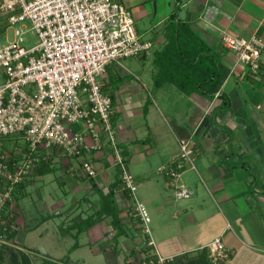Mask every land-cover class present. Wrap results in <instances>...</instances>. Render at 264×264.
<instances>
[{
  "label": "crops",
  "instance_id": "1",
  "mask_svg": "<svg viewBox=\"0 0 264 264\" xmlns=\"http://www.w3.org/2000/svg\"><path fill=\"white\" fill-rule=\"evenodd\" d=\"M115 1L124 4L136 20L152 24L150 35L147 31L139 33L135 26L141 40L153 43L151 55L127 59L122 67L111 64L101 77L103 92L114 95L113 125L125 163L131 159L138 167L135 177L141 194L137 201L147 214L149 234L134 217L120 182L114 191L124 234L114 239L116 231L109 219L94 225L86 232L92 243L101 242L102 247L94 249L93 254L104 253L108 264H116L119 257L126 263L139 264L144 258L140 250L149 238L161 256L173 258L221 237L229 252V259L222 264H264V55L258 74L252 75L221 43L224 33L264 42V0ZM173 16L188 24L229 69L213 97L201 92L182 94L168 82L154 86V54L166 44L167 25ZM179 139L191 142L195 170L186 168L176 182L190 189L191 196L176 200L159 169L176 161ZM85 156L96 169L97 178L93 180L106 193L120 180L115 174L109 176L114 167L110 149L104 146ZM57 162L63 171H73L71 160ZM87 182L81 184L86 183L94 194L92 184ZM92 206L97 210V202ZM74 211L69 209L70 213ZM71 225L67 229L62 225L64 234L74 235L69 231ZM40 226L28 232H38Z\"/></svg>",
  "mask_w": 264,
  "mask_h": 264
},
{
  "label": "built area",
  "instance_id": "2",
  "mask_svg": "<svg viewBox=\"0 0 264 264\" xmlns=\"http://www.w3.org/2000/svg\"><path fill=\"white\" fill-rule=\"evenodd\" d=\"M0 13L14 28V39L0 45V243L6 240V228L1 229L3 214L14 208L18 186L28 185L40 165L79 160L80 175L95 180L96 169L85 153L104 146L119 171L121 189L134 202V217L148 235L147 214L136 199L137 181L127 169L112 122L111 99L103 92L101 77L111 64L122 67L127 59L150 56L153 43L137 36L130 10L115 0H0ZM30 31L36 42L25 47ZM221 43L252 75L258 74L264 55L261 39L244 40L224 33ZM15 136L23 145L5 150L4 141ZM178 147L173 165L159 172L168 179L174 197L181 200L192 191L176 182L186 168L195 170V159L188 139H179ZM146 245L155 260L142 264L171 261L157 252L150 238ZM204 251L210 264L229 259L221 237L193 253Z\"/></svg>",
  "mask_w": 264,
  "mask_h": 264
},
{
  "label": "rangeland",
  "instance_id": "3",
  "mask_svg": "<svg viewBox=\"0 0 264 264\" xmlns=\"http://www.w3.org/2000/svg\"><path fill=\"white\" fill-rule=\"evenodd\" d=\"M134 17L133 15L139 33L147 31L150 35L153 32L151 22L136 20V17ZM25 25L30 28L29 24L26 23ZM13 31L14 28L7 24L6 17L0 13V45H5L14 39ZM25 39V47H30L36 42V37L31 31L25 35ZM1 81L2 78L0 77ZM173 87L178 92L185 94L176 86ZM21 145H23L22 140H18L16 136L4 141V149L7 151L13 146ZM71 163L75 171L65 172L60 162H54L52 164L55 168L54 171L45 175H34L25 189L13 199L14 208L7 212V222H5V219L4 226L1 229L9 227L4 235L7 237L10 231H14L16 236L12 241L6 239L5 242L0 243V264H13L12 259L18 253L26 254L30 258L31 264H39L43 258H48L60 264H108V257L104 253L93 254L94 249H101V242L92 243L87 232H83L77 238H74L72 234H64L63 229L59 227L62 224L67 229L72 221L82 220L92 214L94 212L92 205L98 199L96 192L91 194V189L85 187L86 183L81 184L82 181H88L89 184L91 182L88 179L81 180L78 178L80 174L77 167L81 163L77 164L75 159H71ZM126 165L136 180L137 165L131 159L129 164ZM118 172L117 168L113 167L109 171V176L113 177L115 174L120 177ZM156 177L162 178L159 174H156ZM163 177L166 179V176L163 175ZM166 182H168V179H166ZM137 185L136 197L139 200L141 187L138 189ZM10 204L11 202L8 203V205ZM129 206L134 209L132 199L129 201ZM71 208L75 210L72 213L69 212ZM47 216L51 217L48 221L41 223L42 218ZM39 223L41 226L38 232H28V229ZM149 227L151 228L150 224ZM104 229L105 226L102 225V230ZM71 231L75 233V229ZM39 232H42L41 235ZM75 244H78L77 247L71 251ZM183 254L190 256L193 251H186ZM116 264H126V262L122 257H119ZM134 264H138V261Z\"/></svg>",
  "mask_w": 264,
  "mask_h": 264
},
{
  "label": "trees",
  "instance_id": "4",
  "mask_svg": "<svg viewBox=\"0 0 264 264\" xmlns=\"http://www.w3.org/2000/svg\"><path fill=\"white\" fill-rule=\"evenodd\" d=\"M166 44L164 47L154 54V67L157 69L153 77L155 87H160L164 82H168L176 86L180 91L186 95L194 92H201L208 98L213 97L220 91L224 81L229 75V69L221 64L214 53L210 52V48L206 46L192 31L188 24L180 22L173 16L169 20L166 30ZM102 89L103 86H102ZM111 104L113 107L114 95L109 94ZM113 117V116H112ZM113 122V118H112ZM124 155V154H123ZM61 167V166H60ZM55 168L49 164L44 163L40 165L34 175H45L54 171ZM88 179L92 188L98 195L97 210L87 216L80 222H76L70 226L69 231L75 229L73 235L77 238L81 233L86 232L94 225L101 223L104 220H110V226L113 231H116L114 239L124 234L121 219L119 218V211L116 207L115 189L120 184L121 180L115 181L105 193L98 187L96 182ZM27 186V182L21 183L18 190L21 192ZM125 198L129 199L127 190L123 191ZM5 214V213H4ZM2 216L3 220L7 222V214ZM51 216L42 218V222L48 221ZM62 228V224L59 225ZM9 230V227L6 228ZM16 236V232L10 231L6 239L12 241ZM148 239L145 241V245ZM3 247V246H2ZM77 247L75 244L71 251ZM152 249L147 245L140 250L144 258L139 264L148 262L149 259H154L150 251ZM195 257H190L187 254H180L173 258L168 264H210L207 253H195ZM13 264H31L30 258L24 253H18L12 259ZM39 264H60L48 258H43ZM131 264V263H126Z\"/></svg>",
  "mask_w": 264,
  "mask_h": 264
}]
</instances>
